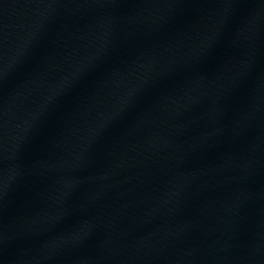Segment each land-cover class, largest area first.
Instances as JSON below:
<instances>
[{
    "label": "water",
    "instance_id": "water-1",
    "mask_svg": "<svg viewBox=\"0 0 264 264\" xmlns=\"http://www.w3.org/2000/svg\"><path fill=\"white\" fill-rule=\"evenodd\" d=\"M263 243L264 0H0V264Z\"/></svg>",
    "mask_w": 264,
    "mask_h": 264
}]
</instances>
